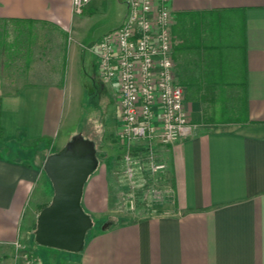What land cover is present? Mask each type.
<instances>
[{
  "label": "crops",
  "instance_id": "0c3cea01",
  "mask_svg": "<svg viewBox=\"0 0 264 264\" xmlns=\"http://www.w3.org/2000/svg\"><path fill=\"white\" fill-rule=\"evenodd\" d=\"M114 7L115 21L98 40L123 24L124 0H92L81 15L72 0H0V264H18L19 240L38 246L34 228L54 194L44 165L71 139L61 129L78 121L86 96L77 70L86 32ZM171 9L175 76L198 128L149 150L121 145L117 126L115 155L137 154L144 172L122 186L123 161L99 165L82 206L108 226L62 264H264V0H172ZM241 81L250 122L202 123L205 104L189 91L234 89ZM118 118L119 108L116 125ZM153 162L165 168L151 172ZM152 185L165 196L155 211L125 206L127 188L135 198Z\"/></svg>",
  "mask_w": 264,
  "mask_h": 264
},
{
  "label": "built area",
  "instance_id": "2783aa9c",
  "mask_svg": "<svg viewBox=\"0 0 264 264\" xmlns=\"http://www.w3.org/2000/svg\"><path fill=\"white\" fill-rule=\"evenodd\" d=\"M91 2L72 0L73 13L81 15ZM124 2L127 13L123 24L91 49L101 81L117 82L119 141L123 146L145 143L149 150L172 145L191 137L198 128L185 108L186 91L175 76L172 0ZM149 168L155 173L165 165L153 162ZM143 172L139 161L126 156L120 185L138 183ZM134 203L129 200L130 207H135ZM16 247L19 250L20 245Z\"/></svg>",
  "mask_w": 264,
  "mask_h": 264
},
{
  "label": "rangeland",
  "instance_id": "374dc122",
  "mask_svg": "<svg viewBox=\"0 0 264 264\" xmlns=\"http://www.w3.org/2000/svg\"><path fill=\"white\" fill-rule=\"evenodd\" d=\"M106 9L103 10V15H98L97 17H94L92 26L89 27V31L86 32V37L84 41V46L86 49L83 51V58L81 66L77 69L80 70V73L82 75V79L84 84L86 85V96L84 101L82 102L81 106H78L77 114H78V121L76 120L74 122H71L70 125L65 124L62 129L60 136H70L71 138L77 134H82L86 139H89L93 142H95L97 149L99 150L100 154H110V158H106L107 156L101 158L100 161V167L102 169L113 166L115 162L119 163L120 161H123V165L125 163V157L126 156H117L116 149L117 146L115 145L116 140V127L118 126V131L120 132V124L116 125L115 118L117 115V99H116V90H117V82L114 81L113 83L104 84L101 79L98 76L97 72V59L95 54L91 51L93 45L97 42L99 38L100 32L105 29L109 24H112L115 21V18L118 14V11L116 7L112 9H108V13L106 14ZM55 36V35H53ZM52 36V37H53ZM54 43H57L55 40ZM89 47V48H88ZM76 69L73 67L70 69V71L73 72ZM78 72L75 74L77 75ZM71 74V73H70ZM79 75V73H78ZM95 83L97 88L99 89L100 95L106 97H99L96 100L90 98V93L94 91V87L92 83ZM94 85V86H95ZM239 94V92H238ZM185 108L188 111V113L191 116L190 107L185 102ZM219 107H217L218 109ZM203 109V115L205 108ZM193 121V120H192ZM195 123V122H194ZM204 124H207L205 122V119L203 118ZM214 125V124H209ZM116 129V130H115ZM115 130V132H113ZM119 140V139H118ZM59 140L56 141V139L52 142L53 144L56 142L58 143ZM120 142V141H119ZM121 144V143H120ZM122 145V144H121ZM50 146V145H49ZM57 152L59 151L58 148H55ZM134 161L142 162L141 159H137V154H131ZM112 157V158H111ZM98 170L95 172L97 173ZM94 173V174H95ZM144 180L150 181L153 177L149 176L148 173L143 175ZM122 189V188H121ZM157 187L149 186V187H141L139 188V191L136 193L137 195L135 198H133V195H129V191L127 188V191L124 193L125 199V206H129V200L133 199L135 208L139 210H150L155 211L156 206L163 201L165 196L159 193V190H157ZM166 195V194H165ZM132 196V197H131ZM124 199V198H122ZM167 200V199H166ZM86 211V210H85ZM87 214H89L86 211ZM94 226L87 234L86 240L91 236L94 230L97 229H103L107 223L99 222L96 218H93ZM36 229V225L34 228V231ZM33 238L35 241V236L33 233ZM18 244L20 245L19 248V257L17 258L18 264H55L57 260V264H62V257L63 255H67L70 252L66 251H60L57 249L47 248L43 246H35V248L31 247H24L23 244L18 241ZM29 256L27 259L24 258V254ZM28 260H30V263H27Z\"/></svg>",
  "mask_w": 264,
  "mask_h": 264
},
{
  "label": "water",
  "instance_id": "95a60500",
  "mask_svg": "<svg viewBox=\"0 0 264 264\" xmlns=\"http://www.w3.org/2000/svg\"><path fill=\"white\" fill-rule=\"evenodd\" d=\"M104 156L98 153L95 142L77 134L47 158L44 171L54 194L38 216L34 233L37 245L70 253L84 250L87 234L94 226L82 206L84 189Z\"/></svg>",
  "mask_w": 264,
  "mask_h": 264
},
{
  "label": "trees",
  "instance_id": "16d2710c",
  "mask_svg": "<svg viewBox=\"0 0 264 264\" xmlns=\"http://www.w3.org/2000/svg\"><path fill=\"white\" fill-rule=\"evenodd\" d=\"M236 86L237 88L234 89L189 91L192 99L197 96L205 104L204 107L207 109L204 111V119L207 124L246 125L250 122L247 84L241 81ZM217 107L219 108L217 109ZM3 138V130L0 125V142ZM99 160L101 161V158Z\"/></svg>",
  "mask_w": 264,
  "mask_h": 264
},
{
  "label": "flooded vegetation",
  "instance_id": "af4514ba",
  "mask_svg": "<svg viewBox=\"0 0 264 264\" xmlns=\"http://www.w3.org/2000/svg\"><path fill=\"white\" fill-rule=\"evenodd\" d=\"M89 95H90V98H92L94 100H96L97 98L100 97L99 89L97 88V86L94 87V91L91 92Z\"/></svg>",
  "mask_w": 264,
  "mask_h": 264
}]
</instances>
